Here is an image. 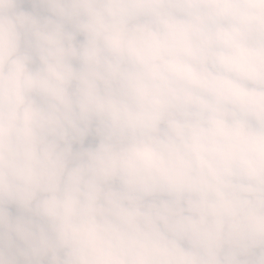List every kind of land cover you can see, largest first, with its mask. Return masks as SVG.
<instances>
[{
    "label": "clouds",
    "instance_id": "clouds-1",
    "mask_svg": "<svg viewBox=\"0 0 264 264\" xmlns=\"http://www.w3.org/2000/svg\"><path fill=\"white\" fill-rule=\"evenodd\" d=\"M0 264H264V0H0Z\"/></svg>",
    "mask_w": 264,
    "mask_h": 264
}]
</instances>
